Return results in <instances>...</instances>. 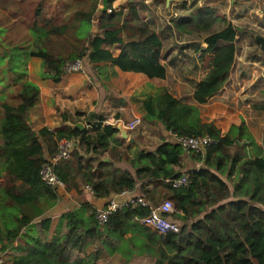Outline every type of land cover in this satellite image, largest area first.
<instances>
[{"label": "trees", "instance_id": "16d2710c", "mask_svg": "<svg viewBox=\"0 0 264 264\" xmlns=\"http://www.w3.org/2000/svg\"><path fill=\"white\" fill-rule=\"evenodd\" d=\"M113 1H108V11L100 15H97V0L88 11L74 13L73 22L78 25L73 28L67 54H56L44 44L22 52L41 60L43 80L58 83L65 63L79 58L90 64L109 62L122 71L163 79L166 68L160 63L162 40L174 30L187 35L209 33L219 19L214 9L198 8L170 21L169 34L156 33L138 16L136 3L128 7L124 16L125 8L113 10ZM41 13L38 6L35 15ZM42 21L44 26L34 22L31 27L33 35L41 41L69 33L67 23L55 25L51 18L45 17ZM241 32L229 23L204 39L207 46L201 55L208 59L209 65L193 91L197 103H205L224 86L235 59L236 37ZM104 44L117 46L121 51L114 57ZM17 98L18 103L14 105L7 102L0 105L2 192L14 212L11 227L6 223L4 235L0 231V242H6L1 251L44 213L38 205L41 198L45 201L58 198L55 188L40 178V169L48 162V157L28 122V112L39 100L38 86L22 80ZM142 107L144 119L156 122L166 131L209 135L217 140L205 152L191 153L203 164L198 170L183 171L184 150L167 138L153 150L135 152L133 159H128L134 171L117 167L112 160L100 156L110 149V141L119 130L101 122L91 125L90 129L62 126L54 132L45 131L44 136H48L55 149L52 154L56 152L59 139L76 141L72 156L55 164L53 170L66 189L79 193L81 185L88 184L96 197L129 191L138 181H146L140 188L142 198L149 206H156L164 199L171 200L174 210L163 216L178 224L179 230L160 233L141 224L139 220L149 214L150 207L140 204L118 209L103 224L98 223L95 210L87 212V208L81 206L60 215L55 234L49 241L35 238L30 245H19V254L8 264H92L98 255L87 253L89 244L95 241L111 244L113 239L126 233L137 239L134 243L137 253L152 258L153 264H264V142L262 146L257 145L243 121L223 132L213 121H203L197 106L182 103L166 89L147 97ZM122 155L123 152L115 153L114 161L121 160ZM182 175H186L187 183L173 187L170 180ZM163 189L169 192L166 197L159 196ZM50 224V218L41 221L45 232Z\"/></svg>", "mask_w": 264, "mask_h": 264}, {"label": "crops", "instance_id": "0c3cea01", "mask_svg": "<svg viewBox=\"0 0 264 264\" xmlns=\"http://www.w3.org/2000/svg\"><path fill=\"white\" fill-rule=\"evenodd\" d=\"M251 1L140 0V4H136V11L138 16L144 19L151 30L159 33L165 32L167 29L152 26L151 21L148 19L153 18L152 14L158 15L161 13L160 2L164 3V8L170 18L174 12L177 13V16L178 14L179 16H187L198 8L209 7L214 9L218 16L221 15L218 21L211 27L209 33H213L223 29L229 23L237 28L239 27L238 19L230 18V8L232 6L236 9V13L240 12L238 17L240 16L244 22H251V24L257 25L253 20L254 18L255 20L258 18L254 16L252 11H257L256 13L259 17L263 16V11L259 8L258 10L256 9L257 2ZM133 2L134 0H114L111 6L115 11L124 7L125 16L128 13V7ZM176 5L180 7L174 8ZM248 29H253L251 31L253 39L255 35L264 36V26ZM167 33L169 34L170 32L167 31ZM209 33H201L203 34V39L196 45L200 51L206 48L207 44L204 42V39ZM243 33L241 32L240 36ZM172 35L174 36V40L178 37L183 40L181 43H187L190 41H185L183 38L192 37L193 34L187 35L174 30ZM170 38L162 40L160 63L166 68V76L163 79L156 77L149 78L141 72L122 71L109 62L96 64L85 62L82 72H64L61 80L58 83H53L50 80H43L41 78V60L37 57H29L24 78L38 86L39 100L29 110L28 122L38 135L45 157H49L53 150H55L48 136L46 134L44 136L45 131L54 132L57 128L72 126L77 122L83 123L84 129H87V126L94 125L97 122H101L102 125L119 126L121 122L130 121L134 117L144 119L143 101L149 96H155L163 89H166L182 103L197 106L200 118L206 122L213 121L223 132L228 131L233 125H239L243 121L254 142L262 146L261 139L254 132L256 128H264V52L259 51V44L254 40L256 48L251 57H238L235 53L230 75L222 89L210 96L205 103H197L193 99V91L196 84L204 78L209 63L206 66L200 52V57L195 58L196 70H191L187 75L185 74V69L183 70L185 72L174 71V65L166 63V58H164L163 54L165 45L169 44ZM124 41H128L125 36ZM103 47L108 49L114 57L121 51L119 47L109 44H104ZM170 47H172V44L168 46V49ZM255 55L258 57H254ZM167 59L170 61V55L167 56ZM184 64L187 65V63ZM160 127L164 133L163 135H165V129L162 126ZM117 135L113 136L110 144ZM127 137H129L128 141L120 138L122 145H125L126 149L130 146H133V149H135L138 146L139 148L136 152L140 150H153L161 142L160 140L158 143L151 145L147 140L142 141L134 138L128 131ZM53 138L55 139V135ZM125 148L122 149L124 151L123 155H128L130 159H133L134 155L132 152L125 150ZM123 155L119 161H114L110 157H103V159L107 161L112 160L117 167L128 169L131 172L134 171L126 156L124 157ZM194 156L191 153H183L184 172L198 170L203 165ZM142 183L146 184V181H138L135 188L127 191L125 194L111 193L106 197H96L89 194L82 189L81 185L79 193L84 200L82 204L81 200H79L78 192L72 189L62 190L58 193V196L66 201V206L61 214L72 208H80L84 204L91 210L97 211L103 208L112 197L122 203H125L130 198H142L140 189ZM148 186L152 187L153 185L149 184ZM51 234L47 239L42 240L49 241L55 233ZM22 238L24 240L19 241L20 245H30L32 244V240L35 239L27 235H24ZM16 239L13 241L14 245L17 243ZM113 241L111 244L95 241L87 246L88 254L96 252L98 255L95 261H91L92 264H153L152 258L137 253V248L134 244L137 242V239L130 233H126L118 239H113ZM4 244L5 241L2 247ZM11 245L9 247H12ZM6 250L0 253L3 254ZM19 252L18 246L17 249L9 250V253L13 254L11 258L18 255ZM77 254L82 255L80 252Z\"/></svg>", "mask_w": 264, "mask_h": 264}, {"label": "rangeland", "instance_id": "374dc122", "mask_svg": "<svg viewBox=\"0 0 264 264\" xmlns=\"http://www.w3.org/2000/svg\"><path fill=\"white\" fill-rule=\"evenodd\" d=\"M97 2V8H100L102 5V0H97ZM139 2L140 0H134V3L136 4H140ZM251 2H257L258 5L256 6V9L258 10L259 8L263 11L262 17H259V15L256 13L257 11H252L254 16L258 18L256 20L254 18L253 20L257 23V25L251 24V22H244L243 19L240 18V16L238 17V15H240V12L236 13V9H234V6L230 8V18L238 19L237 22L239 23L240 27H238V29H241L242 32H244L241 36L239 34L236 39V55L238 57H251V55L255 51L254 49L256 48V43L254 42L251 32L253 31V29L248 28H259L264 26V0H252ZM93 3L94 0H0V105L2 102H7L12 105L18 103L17 94L20 88L21 81L26 79L24 78V75L27 59L29 58L28 55L22 52L24 50H29L36 48L37 46H41L40 44H44L56 54H67L69 52V44L73 40V28H77L78 25L77 22H73L74 13H76L77 11H88ZM160 3L161 4H159V7L161 13L158 15L152 14L153 18H150L148 20L151 21L152 26H158V28L167 29L170 21L176 20L177 18H180L182 16H179L178 14L177 17L171 19L172 17H169L168 12L164 8V3ZM38 6L41 7L42 13L40 14V16L35 15ZM179 7L180 6L178 5L174 6V8ZM43 17L51 18L53 24L55 25H60L63 23L69 24V33H66L62 36H54L49 40L48 38H46L45 40L41 41V39L37 38L36 35H33L31 27L33 26L34 22H36L39 26H44V23L42 21ZM165 32L167 33V31ZM172 36V34L169 35L168 38L171 37V40H169V44L165 45L163 51L164 58H166V63H172L174 65V71L185 72L183 71L185 69V74L187 75L191 70H196L195 58L200 57L201 52L196 45L202 41L203 34L195 32V34L193 33L192 37L183 38L185 39V41H190L187 43H181L183 42V40L178 37L176 38V40H174V36ZM170 44H172V47L168 49V46ZM198 54L199 56H197ZM168 55H170V61L169 59H167ZM201 57L203 59V62L207 66L208 59L204 56ZM184 63H187V65H185ZM141 120L142 121L139 126H137L133 131H128L134 138L142 141L147 140L151 145L167 138L166 135H163L164 133L162 131V128L156 122L147 120L145 121L143 118ZM1 121L2 109L0 107V124ZM128 121L129 120H127L126 122ZM87 129L90 128L87 127ZM254 132L259 136L263 143L264 128H256V131ZM119 133L120 132H118V135L112 140L110 149H108L106 152H103L100 158L110 157L115 160V153L123 152L124 154V151H122V149H124L126 146L122 145L121 139H125L126 141H128L129 137L121 138ZM128 148H125V150L130 151L133 155H135V152L139 147L136 146L135 149H133V146H130ZM250 152L251 155H254V151L252 150V148L250 149ZM126 159H130V157L127 155ZM2 191L3 177L0 174V231L1 234L4 235L5 224L8 223V225H10L11 227V223L13 222L11 216L14 212L12 204ZM168 193L169 192L167 190L163 189L160 192L159 196L166 197ZM78 196L82 204L84 200L81 197V194L79 193ZM38 205L44 209V213L40 217L34 219L29 226L25 227L19 233L18 238L16 239V245H14V243L12 242V247H9V245H7L8 249L6 248V252L3 254L0 253L3 256L6 264L7 262H10L9 259L13 255L9 253V250L17 249V246L21 244L19 243V241L24 240L22 238L24 235H27L31 238L47 239L52 235L51 233H55V228L59 222L62 210L66 206V201L60 196H58L55 201H45V199L41 198L38 202ZM82 206H85L87 208V212L91 210L85 204ZM44 218H50L51 220L50 229L47 232L43 230L41 225V221ZM3 243L4 242H0V252H2L1 248Z\"/></svg>", "mask_w": 264, "mask_h": 264}, {"label": "built area", "instance_id": "2783aa9c", "mask_svg": "<svg viewBox=\"0 0 264 264\" xmlns=\"http://www.w3.org/2000/svg\"><path fill=\"white\" fill-rule=\"evenodd\" d=\"M172 17H177V13L174 12L172 14ZM84 65L85 59L79 58L73 61H67L63 69L64 72H82L84 69ZM140 124L141 118L134 117L128 122H121L119 126L116 127L118 130L120 128L125 129L126 131H133ZM87 127L92 128L91 125ZM165 135L167 139L178 144L186 153H203L208 147L217 143V140L209 135H182L166 130ZM73 141L74 140L66 138L59 139L57 141L56 152L48 157V162L42 165L39 172L41 180L45 184L54 187L57 194L62 190H65L66 185L54 173L53 166L58 162L65 161L71 157L74 150ZM170 182L172 183L173 187H179L187 183V177L186 175H182L179 178L171 179ZM82 189L89 194L95 195L92 187L88 184L82 185ZM125 193H127V191L121 192V194ZM129 204H140L144 207H150L149 214L139 220L141 224L147 225L159 231L160 233L177 232L179 230L178 224L166 219L163 216L164 214L171 213L173 211V204L169 199L162 200L156 206H149L148 202L139 197L130 198L125 203H122L112 197L107 201L106 205L103 208H100L96 211L95 217L99 224H103L108 220L109 216L113 212ZM0 264H6L1 254Z\"/></svg>", "mask_w": 264, "mask_h": 264}, {"label": "water", "instance_id": "95a60500", "mask_svg": "<svg viewBox=\"0 0 264 264\" xmlns=\"http://www.w3.org/2000/svg\"><path fill=\"white\" fill-rule=\"evenodd\" d=\"M108 1L109 0H102V5H101L100 8H98L97 15H100L101 13L108 11ZM254 40H255L256 43L259 44V51L260 52H264V36L255 35L254 36ZM72 127H77L80 130H83L84 129V124L81 123V122H77V123H74L72 125ZM119 132H120V137L121 138H127V131L125 129H120L119 128ZM73 146H74V148L76 147V141L75 140L73 141Z\"/></svg>", "mask_w": 264, "mask_h": 264}]
</instances>
